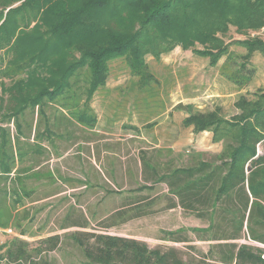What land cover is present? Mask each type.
Returning a JSON list of instances; mask_svg holds the SVG:
<instances>
[{
	"label": "trees",
	"instance_id": "obj_1",
	"mask_svg": "<svg viewBox=\"0 0 264 264\" xmlns=\"http://www.w3.org/2000/svg\"><path fill=\"white\" fill-rule=\"evenodd\" d=\"M261 25L264 0H0V52L5 51L0 77L10 82L1 92L2 123L16 127L13 136L10 126L0 127V186H7V197H29L34 190H28L32 182L23 176L6 180L3 175L44 166L61 154L58 146L64 144L65 153L94 138L97 118L90 104L107 86L113 61L124 60L144 85L151 79L146 57L169 54L173 48L166 42L173 37L172 43L184 51L210 56L213 66L226 57L233 75H224L243 89L255 75L247 63L255 52H264V44L235 41L246 51L240 64L236 59L241 57L230 56L224 37L231 26L244 32ZM236 103L240 111L232 120L191 105L177 106L187 113L184 127L194 134L213 133L222 152L189 157L184 164L175 158L164 162L163 149L143 150L140 172L132 175L166 186L167 209L180 208L207 223L189 230L199 241L213 242L205 259L264 264V249L242 243L264 246V93L255 101L241 97ZM146 187L128 192L111 220L154 215L150 206L158 197L142 194ZM67 219L68 227H87L85 221ZM183 233H171V241H194ZM67 237L91 264H190L174 247L150 248L142 241L82 231ZM62 243L59 235L39 240L35 247L16 238L0 248V264H52L46 253Z\"/></svg>",
	"mask_w": 264,
	"mask_h": 264
},
{
	"label": "rangeland",
	"instance_id": "obj_2",
	"mask_svg": "<svg viewBox=\"0 0 264 264\" xmlns=\"http://www.w3.org/2000/svg\"><path fill=\"white\" fill-rule=\"evenodd\" d=\"M262 26L246 29L244 32H240L234 26L229 28L224 40L230 45V56L241 57L236 59L240 64L246 61L242 59L246 51L234 42L246 40L260 41L264 44V37L253 36L258 35ZM172 38L167 39L166 42L168 45L171 43L169 47L173 48L169 54H161L157 58L153 55L146 57L149 65L146 73L149 72L150 81L142 85V77L131 75L124 60H115L111 65L108 84L103 88H118L117 92L114 91L113 98L119 100L112 106L103 107L101 103L95 105V97L90 104L91 115L97 118L95 129L112 132L111 128H107L106 121L101 122L98 119L104 111L108 110L109 115L112 114L115 120L126 118L131 112L134 120L142 124L148 122L144 125L143 131L149 140L117 143L116 140L118 141L119 138H113L111 144L103 146L101 159L98 156L96 158L101 164L99 161L94 163L86 156L87 143L96 146L98 140L86 139L78 146L69 147L65 153L63 152L65 145L62 144L61 147H57V151L61 154L54 156L44 166L40 164L37 169L31 168L32 170H28L29 168L25 166L23 170L12 171L11 175L10 173L3 175L5 177H1L2 179L10 176L14 178L16 175L23 176L24 181L32 182L28 190H34V193L29 197L22 194L17 198L11 194L7 197V186L4 184V187L0 186V248L16 238L28 241L35 247L39 240L59 235L63 243L56 250L46 253L52 264H91L77 246H72V241L67 237L74 231H82L134 239L147 243L150 248L174 247L183 252L190 264H216L211 259L203 257L213 242H201L195 233L189 231L191 228H206L207 223L184 213L180 208L167 209L166 193H163L167 189L166 186L143 181L139 175L124 177L118 175L117 171L120 165L124 167L127 163H131L134 170V163L138 162L139 153L143 150L151 153L157 149L156 145L166 151L161 158L164 162L175 158L177 163L186 164L189 157L198 155L210 157L222 152L223 144H215L213 133L210 132L194 134L190 131L182 146L172 148L176 134L175 126L173 127L171 123L176 120L179 122L184 115L177 111V106L171 111L169 109L174 103L180 102V105L186 107L191 105L201 113L217 112L221 117L232 120L234 115L239 114L240 110L236 107V102L241 97L255 101L260 93H264V52H255L252 55L247 66L249 69H255V75L245 88L240 89L224 75V73L233 75L232 69L225 65L226 57L221 58L213 66L210 56L200 57L191 50L184 51L179 44L172 43L174 41ZM4 53L5 51L0 52V58L4 57ZM4 68L0 59V76ZM5 84L9 85L10 82L0 77V102ZM84 102L83 99L82 105ZM182 112L187 118L186 111ZM4 113L5 110L0 104V127L10 126L11 136L16 135L14 124L2 123ZM110 125L113 123L110 122ZM159 125L164 129H157L156 126ZM55 138L59 139L58 136ZM64 139L70 141L68 138L64 137ZM95 151L98 154L96 149ZM128 151L131 159H127ZM107 165L110 166L111 173L106 170ZM132 178H135L133 183H131ZM2 179L1 181L5 182ZM151 185H154V188L149 187ZM131 186H134V192L145 186L146 189L141 192L142 194L152 198L158 197L154 205L150 206L156 213L139 220L124 219V222L122 219L111 220L112 215L122 206L124 196L132 191ZM133 213L128 210L127 216H132ZM67 218H71V221L74 219L85 221L87 227H68L66 224L70 221ZM178 230H185L183 235L192 237L194 241L189 244L173 243L171 233ZM22 233H25V236ZM242 243L264 249V246L249 240H244Z\"/></svg>",
	"mask_w": 264,
	"mask_h": 264
},
{
	"label": "crops",
	"instance_id": "obj_3",
	"mask_svg": "<svg viewBox=\"0 0 264 264\" xmlns=\"http://www.w3.org/2000/svg\"><path fill=\"white\" fill-rule=\"evenodd\" d=\"M118 88H102L100 89L96 95V99H95V105H97L98 103H101V106L103 107H108L109 105H113L115 101H118L119 98H113L114 96V91L117 92ZM124 91V90H123ZM125 92V91H124ZM122 94V93H120ZM119 94V95H120ZM110 97V98H108ZM181 103H174L172 108L169 109V111H171L173 109V107L176 108V106L180 105ZM179 111V113H182V118H180L179 122L178 120H176L173 124V127L175 126V142L172 148L174 147H180L183 145L184 139L186 138V135L188 132H192L191 128H188V130H185L184 126H183V122L184 119L186 118L185 113H183L181 110H177ZM108 113L107 111H104L102 114L99 115L98 119L101 120V122L106 121V126L107 128H111V131L108 130H104V131H100L101 129L98 128L93 130L92 132L95 134L94 138H91L92 140H98L96 141V146H92L89 142L87 143V148H86V152L88 155H86L88 157L89 160L93 161L94 163L97 160V156L99 157V159H101L102 156V148L103 146L106 147L107 144H111L112 143V139L114 138H119L118 141L116 140V142H137V141H145V140H149L146 135H144V131H143V127L144 125L148 124L147 123H140L136 120H134V118L131 116V112L129 113V116L126 118H122L120 120H115L114 116ZM110 122L113 123V125H110ZM177 122V123H176ZM105 126V125H103ZM157 129H164L161 125L156 126ZM142 130V131H141ZM163 131V130H161ZM167 131L169 132V128L167 129ZM149 136V135H148ZM106 138V139H105ZM121 139V140H120ZM157 149H164L163 147H159V146H155ZM95 149L98 151V154H96ZM89 152V153H88ZM129 156V157H128ZM111 158H108V160H110ZM127 159H131V155L129 154V151L127 152ZM126 160V158H125ZM129 162V161H128ZM99 163L101 164V161H99ZM111 165V164H109ZM107 165L108 167L106 169H108V173H111L109 168L110 166ZM135 165V169L133 170V165H131V163H127L124 165V167H122L121 165L119 166V170L117 171L118 175H123L125 176H131L134 173H137L138 170L140 172V168L141 165L139 164V159L138 162L136 161L134 163ZM113 166V165H112ZM125 179V178H124ZM134 189V186H131V190ZM136 189V188H135ZM163 193H166V191L164 190Z\"/></svg>",
	"mask_w": 264,
	"mask_h": 264
},
{
	"label": "built area",
	"instance_id": "obj_4",
	"mask_svg": "<svg viewBox=\"0 0 264 264\" xmlns=\"http://www.w3.org/2000/svg\"><path fill=\"white\" fill-rule=\"evenodd\" d=\"M254 37L255 36H262V37H264V25L261 27V29H260V31H259V33H258V35H253Z\"/></svg>",
	"mask_w": 264,
	"mask_h": 264
}]
</instances>
